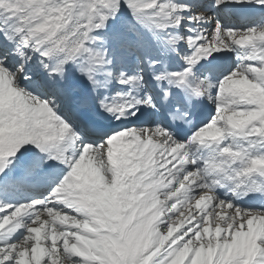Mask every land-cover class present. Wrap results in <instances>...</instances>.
<instances>
[{"label": "snow or ice", "instance_id": "6c2138e0", "mask_svg": "<svg viewBox=\"0 0 264 264\" xmlns=\"http://www.w3.org/2000/svg\"><path fill=\"white\" fill-rule=\"evenodd\" d=\"M0 264H264V0H0Z\"/></svg>", "mask_w": 264, "mask_h": 264}, {"label": "bare ground", "instance_id": "6f19581e", "mask_svg": "<svg viewBox=\"0 0 264 264\" xmlns=\"http://www.w3.org/2000/svg\"><path fill=\"white\" fill-rule=\"evenodd\" d=\"M258 7L259 6H257V9H258ZM256 12H258V10H253L251 13H250V17H249V19H253L252 20V22H256L257 20H259V18L261 19V17H262V14L260 15V16H255L254 14L256 13ZM249 19H247V20H249ZM229 23H232V24H235V25H237V26H240V25H242L243 23H248V24H250L251 22H243V21H240V20H238V18H235V19H230L229 21H228Z\"/></svg>", "mask_w": 264, "mask_h": 264}, {"label": "rangeland", "instance_id": "374dc122", "mask_svg": "<svg viewBox=\"0 0 264 264\" xmlns=\"http://www.w3.org/2000/svg\"><path fill=\"white\" fill-rule=\"evenodd\" d=\"M231 19H232V18H231ZM256 22H258V20H257ZM256 22H252V21H251V23H250V24H252V23H256Z\"/></svg>", "mask_w": 264, "mask_h": 264}]
</instances>
